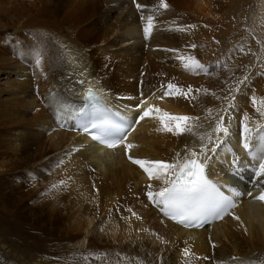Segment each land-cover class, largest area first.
I'll return each mask as SVG.
<instances>
[{
    "label": "bare ground",
    "instance_id": "1",
    "mask_svg": "<svg viewBox=\"0 0 264 264\" xmlns=\"http://www.w3.org/2000/svg\"><path fill=\"white\" fill-rule=\"evenodd\" d=\"M116 1L6 0L4 8L0 3L1 14L11 13L6 20L0 18V80L7 75L6 82L0 83V218L11 216L19 221L17 227L38 233L45 242L82 248L94 255L107 253L115 262L231 264L232 257L264 259V201L254 198L264 190V184L257 181L259 186H249L252 173L248 165L252 160L240 135L244 113L250 117V126L264 125V116L251 101L255 95L260 106L264 98V55L240 69L227 88L222 84L217 97L202 91L185 97L179 92H187L190 84L204 83L213 92L221 84L218 80L214 83L212 74L205 76L203 71L184 68L187 61L178 57H193L190 53L194 50H186L178 35L171 36L169 31L197 23L198 29L191 25V30L196 29L193 38L208 42L219 29L209 33L210 28L198 23L212 27L217 20L211 15L217 17L221 5L228 9L245 5L248 0H166V9L160 0H135V4L133 0ZM137 4L142 6L139 11ZM262 14L263 4L256 22H263ZM149 15L153 17L152 37L145 41L142 22L145 26ZM111 17L113 21L107 24ZM9 29L12 35L4 33ZM182 34V38H192ZM158 42L173 46V53L158 49ZM168 82L179 86L178 94L164 95ZM89 87L114 108L117 116L130 123L139 115L134 108L143 93L145 107L151 104L174 115L197 117L189 121L193 133L177 135L162 130L154 113L126 132V143L134 145L131 150L123 145L109 149L75 125L74 118L83 108V95ZM122 95L132 98L125 101ZM230 103L235 107H229ZM221 115L231 134H220L215 140L212 129ZM201 135H212L215 140L208 145V176L225 193L230 194L231 186L243 196L231 210L234 215L202 228H189L166 218L162 205L148 199L146 193L158 191L163 183L150 179L127 157L173 160L179 153L183 158L189 149L199 151ZM236 157L239 171L233 165ZM236 173L240 184H235ZM249 191L252 197L247 195ZM185 248L190 255H185ZM33 259V264H69L65 258L51 259L49 255L44 256L43 263H39L42 258Z\"/></svg>",
    "mask_w": 264,
    "mask_h": 264
},
{
    "label": "snow or ice",
    "instance_id": "2",
    "mask_svg": "<svg viewBox=\"0 0 264 264\" xmlns=\"http://www.w3.org/2000/svg\"><path fill=\"white\" fill-rule=\"evenodd\" d=\"M160 4L165 9L169 6L166 0H160ZM136 6L138 9L142 7L140 4ZM147 21L143 29L146 37L153 28V17L149 15ZM192 47L195 48L196 45H192ZM178 59L187 61L183 65L185 69H190L193 72H207L206 66L195 57L180 56ZM37 63H40L39 59H37ZM247 79V76L244 77V80H241L240 83L243 84ZM79 83L83 84L84 82L79 81ZM166 87L168 90L164 93L165 96L178 94V85L168 82ZM191 92L192 88L189 86L187 92H179V94L187 97ZM97 95L98 93L91 87L86 91V96L90 99ZM251 101L256 111L264 116V98L260 99V106H257L258 102L255 95L251 97ZM145 103L146 100L143 97V93H141L140 103L135 105L134 108V110L139 112V115L133 119L132 123L119 124L108 119H101L98 122H90L89 125H83L81 130L94 141L109 149H115L123 145L126 150H131L134 145L126 143V132L132 128L133 124H138L146 117H153L155 113L154 118L159 120L162 130L177 135L184 134L185 132L193 133V126L189 124V121L197 120V117L174 115L155 105L148 104L145 107ZM229 107L234 108L235 105L230 103ZM225 112H227V109H225ZM249 119L248 113H244L241 118L240 135L242 146L252 160L248 165L252 173L250 183L259 186L257 181H259V184H264V180L260 179L264 177V125L257 124L255 127H252L248 123ZM231 120L232 117L229 116V123H231ZM224 121L225 117L223 115L218 116L215 121V126L212 129L213 133L216 134L215 140L220 139V134H223L224 137H228L231 134L230 127ZM198 139L200 141L199 151L195 148L189 149L183 158H181L179 153L176 154V158L173 160L134 159L131 155L127 157L143 169L150 179L162 181L163 186L158 191H148L146 193L148 199L162 205L166 214L171 219L187 227H201L205 223L221 220L226 215L233 214L231 210L237 206L238 199L243 196V193L231 186L228 187L230 194H225L217 183L209 179L206 174L208 152L210 150L208 145L214 143L215 140L212 135H208L207 137L201 135L198 136ZM211 151H215V148H212ZM233 165L239 171V157L233 160ZM247 195L252 197L253 193L249 191ZM254 198L264 201V190ZM132 215L136 216L137 214L132 212ZM234 218L240 219L238 216H234ZM183 252L186 256L190 255L188 248L183 249ZM219 264H228V262L221 261ZM231 264H264V259L245 260L239 257H232Z\"/></svg>",
    "mask_w": 264,
    "mask_h": 264
},
{
    "label": "rangeland",
    "instance_id": "3",
    "mask_svg": "<svg viewBox=\"0 0 264 264\" xmlns=\"http://www.w3.org/2000/svg\"><path fill=\"white\" fill-rule=\"evenodd\" d=\"M3 1L4 0H2V1L0 0V3ZM5 1L3 2L4 4L1 3V6H3L2 8L6 7ZM114 1H116V0H114ZM124 1L125 0H119V3L120 2L122 3ZM116 2H118V0ZM223 2L231 3L229 0L228 1L223 0ZM110 3H114L113 0ZM132 3L135 4V0H133ZM261 4L264 5L263 0H248V3L245 5H239V6L233 5L232 7H234V8H232L231 6L230 7L228 6V9L230 8L229 10L227 8H225V7H227L226 5H225V7L222 5L221 6L219 5L221 7V9H218V10H217V8H213V10L214 9L217 10L216 15L217 14L218 15L216 17L215 13H213L211 15V17L216 18L217 23L213 22L212 27L206 26L205 24L203 25V23H198V24L200 25V27L202 25V27H204L206 29L210 28L208 31L209 33H210V31L214 32V31L219 29L218 31L214 32L215 35L214 34L211 35L212 38H211V36H210V38H208L209 40L211 39L212 41L215 40L214 42L210 41V43H209V40H207L208 42H204L205 40L202 39V37L200 39H202L204 41L201 42V40H199V38H197L200 41L199 42L197 39L195 40V38H193L195 36V33H196L193 31H196V29H198V27H199L198 25H196L197 23H195V24L186 23L187 25L186 24L185 25H186V28H188V30L186 28L184 29L182 27L181 28L183 31L181 30V28L177 29V30H176V28L173 30L172 29L169 30L172 32V33L169 32V33H171L170 34L171 36L172 35H176V36L178 35V38H180V43H182V44H180L181 46L185 47L186 50H189V49L194 50V51H192V53H190L193 55V57H195L198 60L202 59L203 61L201 60L200 61L201 63L202 62L206 63V64L202 63L205 66L207 65L206 68H208L207 72H204L203 74L204 75L207 73H209L210 75L212 74L211 76L212 77L214 76V78H215L214 83H216V81L218 80L221 84V87H219V89L215 88L214 92L211 89L212 87H205L204 83L201 84V82H200V83H197V85L190 84L189 85L190 87H191V85H193L191 87L192 90L195 87V89L192 92H195V93L198 92L199 93L202 91L203 93H209L210 95L217 97L219 92L222 91V88L224 86H226V88H227V83L229 81H231L232 79H234L236 74L240 73V71H241L240 69L244 68L255 57L258 58L261 54L264 55V20H263V22H260V23L256 22V20H257L256 15H258V9H259V6ZM1 6H0V14H1ZM224 8L226 11H223ZM221 10H222V12H221ZM138 11H139V9H138ZM5 12H3L4 14L3 13L1 14L2 16L0 15V18L2 17L3 20H6L5 19L6 17L9 18L8 17L9 15L11 16V13H9V15H7L6 14L7 12L6 13ZM223 12H225L226 14ZM222 14H223V16H222ZM113 15H114V13H113ZM111 18H108L109 20L108 19L106 20L107 24H109L108 22L110 20L113 21V17H111ZM261 18L264 19V14H262ZM15 19H17V18H15ZM221 21H223V22H221ZM144 24H145V22H142L143 27H144ZM191 25H193L194 28H196V29L193 28L194 30H191L192 29ZM209 25H211V24H209ZM219 25H221V26H219ZM213 26H214V28H213ZM222 26H224V27H222ZM164 27L165 26H161L160 28L163 29ZM211 28H213V29H211ZM175 30H176V33H175ZM222 30L226 31V33ZM177 31L181 32V33H178ZM190 31H192L194 33V35L192 33H190L192 35V36H190V34L188 33ZM182 32H185L187 35L185 33L182 34ZM4 33L7 35H12L13 30L9 29V30L4 31ZM151 34L153 35V33H151ZM180 34L186 35V37H189V38L192 37L195 41L192 38H190L189 40H191V39L193 40V42H191L192 40L189 41V40H187L188 38L185 39L184 38L185 36H183V38H182V36H180ZM145 37L146 36H144V40H145ZM151 37L152 36L149 34L146 37L147 39L145 41H148V39ZM221 37H222V39H221ZM181 39H185V40H181ZM218 39H219V41H218ZM160 43H159L160 45L159 44L156 45V47L159 46L158 49H160V47H161L164 51L167 50L166 52L171 53V54L173 53L172 51H174V49H175L173 46H171V48H170V46H168V45L164 46L165 44H162L163 42H160ZM211 43H213L212 44L213 46H214V44L216 45V46H214V47H216V49L211 45ZM187 44H189V45H187ZM218 44L220 46H218ZM192 45H196L195 48L198 49V51H195L196 49L193 48ZM208 45L211 48L212 47L213 48L212 49L208 48L209 47ZM190 46L193 49L189 48ZM217 46L219 47L218 49H217ZM183 47H181V48H183ZM203 47H205V48H203ZM199 48L200 49L202 48L201 51H199ZM203 49H205V51H206L205 53H207L205 55L206 56L205 58H207V60L204 59V56H203L204 50ZM210 49H211V51L213 50L212 53H211V51H209ZM226 49H228V50L226 51ZM218 51L220 52V54L218 53ZM200 53H201V56H200ZM208 54H209V56H208ZM212 58L215 60H212ZM213 70L216 72V74H213L214 73ZM210 71L213 73H210ZM223 72H227V75H226V73H223ZM220 74H223V76ZM195 75L196 74L194 73L193 76H195ZM204 75L201 74L202 77H204ZM13 76L14 75H12V78L14 80L15 78ZM220 76L223 77V79ZM6 77H7L6 74L2 75V80H0V83H2L1 85H3L6 82ZM204 79L205 78H203L201 81L203 82ZM229 83H228V85H229ZM222 84H223V87H222ZM1 85H0V87H1ZM202 86H203V88H202ZM188 87H187V89H188ZM226 88L224 90H226ZM218 90H221V91H218ZM130 98H132V97L127 98L125 101H127ZM74 111H76V110H74ZM235 177H236V180L234 179L236 181V182L234 181L235 184L236 183L240 184V181H239L240 176L238 177V174L236 173ZM251 185H254V184H250L249 186H251ZM17 223H19V221L15 220L14 218H12L11 216H8V215H3L0 218V246H1V248H0V264H33V261H34L33 257L39 258V259L42 258V260L39 261V263H43L44 256H48V255H49V258H51V259L65 258L69 264H132V261H130L128 259L123 260V261L122 260H116V262L112 261L109 259L107 253L94 255V254H91V252H89V253L85 252L82 248H78L75 250L74 247H68V248L59 247L55 243L45 242L42 239V237H40V235L38 233H28V232L23 231L22 227H17ZM16 227L19 230H17ZM15 248L17 249V251L14 250ZM69 251H71V252H69ZM72 251H73V253H72ZM50 254H52V255L50 256ZM85 258H87V259H85ZM204 258H206V256H204Z\"/></svg>",
    "mask_w": 264,
    "mask_h": 264
},
{
    "label": "water",
    "instance_id": "4",
    "mask_svg": "<svg viewBox=\"0 0 264 264\" xmlns=\"http://www.w3.org/2000/svg\"><path fill=\"white\" fill-rule=\"evenodd\" d=\"M94 103H95L94 100L90 99L89 102H87V106L83 109L80 115L82 116L83 114L88 112L90 110L89 107L94 105Z\"/></svg>",
    "mask_w": 264,
    "mask_h": 264
},
{
    "label": "flooded vegetation",
    "instance_id": "5",
    "mask_svg": "<svg viewBox=\"0 0 264 264\" xmlns=\"http://www.w3.org/2000/svg\"><path fill=\"white\" fill-rule=\"evenodd\" d=\"M120 97H124L125 99H127V98H128V95H122V96H120ZM120 99H121V98H119L118 101H121ZM79 106H80V105H79Z\"/></svg>",
    "mask_w": 264,
    "mask_h": 264
}]
</instances>
